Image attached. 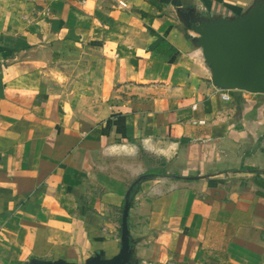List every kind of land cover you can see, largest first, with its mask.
I'll use <instances>...</instances> for the list:
<instances>
[{"label":"crops","instance_id":"1","mask_svg":"<svg viewBox=\"0 0 264 264\" xmlns=\"http://www.w3.org/2000/svg\"><path fill=\"white\" fill-rule=\"evenodd\" d=\"M259 10L0 0V264H264V95L191 28Z\"/></svg>","mask_w":264,"mask_h":264},{"label":"water","instance_id":"2","mask_svg":"<svg viewBox=\"0 0 264 264\" xmlns=\"http://www.w3.org/2000/svg\"><path fill=\"white\" fill-rule=\"evenodd\" d=\"M191 28L199 36L202 54L211 67L212 82L216 88L264 95L263 10L253 12L235 24H191ZM126 221L124 214L120 261L127 251L124 238Z\"/></svg>","mask_w":264,"mask_h":264},{"label":"built area","instance_id":"3","mask_svg":"<svg viewBox=\"0 0 264 264\" xmlns=\"http://www.w3.org/2000/svg\"><path fill=\"white\" fill-rule=\"evenodd\" d=\"M220 90H221V98H222V100H224V101L229 100V94H230L231 91L223 90V89H220Z\"/></svg>","mask_w":264,"mask_h":264},{"label":"trees","instance_id":"4","mask_svg":"<svg viewBox=\"0 0 264 264\" xmlns=\"http://www.w3.org/2000/svg\"><path fill=\"white\" fill-rule=\"evenodd\" d=\"M173 52H174V50L171 48V52H170V54H172ZM156 174H158V171H156V170H151V171L148 172L147 175H156ZM129 196H131V193L129 194Z\"/></svg>","mask_w":264,"mask_h":264}]
</instances>
